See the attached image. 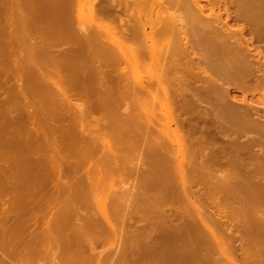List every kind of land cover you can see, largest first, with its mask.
Here are the masks:
<instances>
[{
	"label": "rangeland",
	"instance_id": "374dc122",
	"mask_svg": "<svg viewBox=\"0 0 264 264\" xmlns=\"http://www.w3.org/2000/svg\"><path fill=\"white\" fill-rule=\"evenodd\" d=\"M160 1L163 4L162 12L165 18H180L184 25L183 34H179L178 32H176L173 35L163 37L160 36L156 38V44L158 47L164 48L166 53L165 56L169 58L170 56H173L175 53H177L178 50L185 51V48L195 45V50L189 52L188 49L186 51V54L187 59L191 62L205 61V63H207V71L205 73L203 72L201 76L205 78L215 76L222 77L226 82L223 84L222 81L211 80V85L213 87L215 86L216 88H212V86H209V83L207 86L210 87L211 90H213L209 91L210 93H208L206 98H204L202 101L195 102L192 107L183 106L180 107L181 109L178 108L177 110L176 108L172 110L174 117L179 115L177 118L184 120V130L192 129L194 127L193 124L197 123L198 125L196 124V126L198 127V131L196 132V134H194V137H202L201 135H204L206 133L204 136L207 137V142L209 140L208 144H205L204 146L200 144L202 146L199 145L200 147L197 146L198 148L196 147V149L189 147L187 149L188 155L186 154L187 156L185 158L187 159V162L191 164H187L189 168H186L187 172H190L191 170V172L188 173L187 181L189 184L191 183V189L194 194L189 201H186V199L176 200V202L171 201L172 198H175L178 195H182V182L177 171L173 168L174 163H170V160L168 161V159L165 157L158 158L156 154V151L162 150V146L166 145V143L171 150L174 151V148H176V146L171 142L172 140L167 139L169 137H167L166 131L161 130L163 124L166 122L165 112L167 108L165 106H160V104L158 103L154 106L152 121L155 124L154 126L156 127L153 128L152 135H147L144 133L147 127V121L144 120L145 118H143V107L145 106V103H150L151 96H148L149 94H147L145 103H137L138 105L135 106L130 105V108L128 110H125V108L128 106L127 103H129V100H132L135 97L133 95L134 93H131L132 91L130 89L129 91L131 92L128 91L127 93V90L125 91L121 88L122 91H119L120 95H124L125 92V95L123 96L125 98H123V100L126 99L124 101L125 103L123 102V105H121V108L114 107L112 111L104 110L97 113H90L91 115H89V117L92 119V121L89 118L87 123L79 124L77 130L79 131V133L84 130H89L90 132H92V139L94 137L93 140L96 139V141L98 142H100V140H102L103 138L106 140H114L118 149H121L122 151L126 150L127 148V155L124 158V162L127 163V171L120 173L117 172L114 173L111 177L104 178L105 180L99 185L97 190L87 191V193H89L90 195L85 196L86 199L83 200L82 204L68 205L66 204V201H58L52 204L44 203L43 200H47L43 199L44 193H37L33 189L35 180L42 179L41 181L46 183H48L47 180H49V183L47 185V189L49 190H55L56 184H62L66 182L73 184V174L70 175L68 173H62V175H58L57 178H52L50 170V160L54 158V155L59 154L60 156H65L63 158L65 161L67 160V163L69 164L75 161H79L78 159H80L82 156L81 153L86 150L84 148L85 145L76 143V145H78L75 146L74 149L77 152V155L74 154L76 156H72L70 158L69 154L71 155V153L73 154L74 152L73 150L71 151V149H68V146L64 145L66 143V141L64 140L65 137H63L65 136V132L61 130L60 133L55 132L53 136L51 134V136L49 135V137L54 138L55 140H62L64 145L62 147V152L61 150H57L58 153L49 152L47 158L45 155H42L41 152H39L40 156L37 152L35 153V155L31 156L25 155L22 142L24 140H30L29 138H31L32 135L34 136V133L36 132H33V130H31V127L29 129V127L23 122L21 123V120H18V118H20V111H18V109L21 110L20 108L22 102L19 100H13V103H11L10 101L7 105L9 106V108H12V105H14L13 110L17 112L13 113H15L14 115H16L15 117H17V120L19 122L16 121L17 123L15 122L13 124H9L8 127V125L5 124V118H1L0 116V122L2 121V123L4 122L5 124L4 125L1 123L3 128L0 125V129L5 130L3 133L4 137L2 136V134H0V143H3L2 141L4 140V144H8V142L10 143L11 141H16V145L8 150L3 149L0 151H4L6 154L8 153V155L13 154L12 156L14 159L15 156H17V159H23L21 160V163L27 160V163L23 162L24 164H19L20 161H16L17 159H15V163L14 161H12V163L7 164L8 166H2L3 161L1 159L4 156L1 154L5 155V153L0 152V166L4 167V169L2 168V170L0 167V174L3 173L2 176H4L5 178L2 181L0 179V185L4 186V188H0V232H13L15 234L18 233L22 235L21 238H15L13 244H7L6 242L5 245H3L0 243V264H69L70 261L71 263L74 262L73 264L164 263L161 260L149 259L148 261V259L140 257V253L144 252L145 249L146 251H148V249L151 248L153 250L155 247L153 245V241H151L152 239H149L151 231L148 232L149 236L146 232L145 234L147 236L144 234L141 238L137 237L135 239L134 237L129 236L134 233V230L145 225L153 224L155 219L147 215L141 216V213L136 208L127 209L126 200L133 197L138 198L142 202L140 204L141 209L142 207L151 208L157 206L159 201L154 202V196L150 198L152 201L149 202L148 199V194L151 195L152 193V187L154 191L157 190V192H160L158 193L159 195H161L162 192L163 199H170L169 202L164 201L159 203L157 207H160V212H158V214H162L165 218H169V215L171 216L170 218L178 215V219L175 221L176 223H181V225L184 223L186 225V223L190 222L187 225H194V227L190 228L191 230L189 232V234H191V232L193 231L192 234L184 238L185 242L182 243L184 240L181 239L180 241H178V243H180H176L174 246L176 248L180 247V264H200V259H192V257L190 256L191 254L189 253L192 252H197L201 255L202 253L208 254L212 259L209 264H234V262L237 264H264V173H262L264 172V169L262 168L264 166V160H261L264 159V0H180L178 3L174 4H172L170 0ZM192 17L197 18L199 21L193 20ZM123 22L129 25L134 24L133 18L129 17H126ZM119 25L120 22H117L116 26ZM172 27L173 23L165 25L163 29L169 31ZM200 38L207 39V42H200ZM216 44L226 46V52H215L213 47ZM140 45H148L145 36L134 38L128 44L126 43L123 50L128 52L130 49L132 50L133 48H135V46ZM116 49L118 50V48ZM38 61L36 60L35 62H32V64H39L40 69H43L45 67L44 69L48 70L49 68L51 69V67L58 68L59 66H61L59 67V69H61L65 64L56 62L55 65L54 62H46L47 60ZM51 64L54 66H52ZM95 64L97 65V63ZM187 64L188 63H182L179 66L181 68H187ZM162 70L163 68L159 65L158 62L152 61L150 59H145L141 60L138 65H133L130 63L124 64L123 62V64L121 63L120 66L117 65L115 68L111 69L109 71V74L115 77L118 75H122L125 78L126 84H129L128 86H131L137 85L141 81L146 82L148 79L160 76L162 74ZM89 71L90 67L88 66H86V68L82 66V68L79 67L76 70L78 74H80L81 72L80 75L84 74V72L86 74ZM231 71H233L234 73H231ZM3 76V79L7 77L6 74ZM14 82H17L16 85L20 84L17 78H14ZM201 83L197 81L195 85H193L194 90H196L195 87L200 88ZM174 87L172 86V91L177 90V87ZM5 89L6 88H2L0 92ZM154 92L158 94V97H160L162 94L160 88L154 89ZM219 93L220 95L218 96ZM91 101H93V99ZM20 102L21 105L19 104ZM75 103L79 105L82 104V102L79 100H75ZM114 111H117L119 115L113 114L112 112ZM200 113L208 114L211 117H209L208 119L198 117L199 115H201ZM216 113H221L224 115L223 119L220 120V122L213 116ZM230 114H232V116ZM128 117L131 119H129ZM118 118L134 120L131 134L127 135V131L122 128V125H116L113 129L109 128V130H106L104 132H99V130L97 131V129L95 128L97 123H109ZM140 118H143V121H139ZM44 121L48 125L49 121L47 119H45ZM63 121L66 123H64ZM63 121L59 125L65 128V126L68 125L69 121ZM210 121L212 122V126L214 124L217 125H214V128H212V126L210 125ZM41 122L42 120L40 121V123ZM203 124L207 127H203ZM6 125L7 129H5ZM38 125L39 124H36V126ZM219 125L220 127L223 126L224 129H219ZM18 126L22 128V130L19 129ZM173 127L175 129V124L171 125V129H173ZM26 130L29 132L26 133ZM30 130L32 131V133H30ZM225 131H227L228 134ZM235 132L238 133V136L235 135ZM221 134L224 138L219 140L220 136L218 137V135ZM42 135L43 132H41V136ZM236 136L238 141L241 142L244 146L243 147L242 144H240V154H242V156H248L249 158L250 155L253 154L252 152H254L253 155L256 156V158H259V161L261 160L259 166L257 167L258 170H263L259 171L263 176L258 180L249 176L246 171H241V175L240 173H238V178L245 183L242 182V186H240L237 190L231 189L226 192L225 185L222 184L224 181L223 179H225L227 175V172L224 173L223 171L215 170L213 172L208 171L209 173L203 171L204 173L201 172V174L196 172L195 169L198 170V168L202 166V163H200L202 153L204 154V156H210L208 154H210V149H212V145L214 143L217 145L215 146V149L218 148L217 150H222V148L225 146L224 149H226V156L229 157V159H233L236 155V152L234 153L235 146L231 144H233V140ZM251 141H253V145L252 143L250 144L253 151H250L252 150L249 146V143ZM98 144L101 145L102 143ZM32 146L37 151L41 145L39 143H34V145L32 144ZM102 147V150L104 149L103 152H100L91 161H87L81 168V170H79L80 173H77V175L82 174L88 169H95L98 162L100 163L106 158V160L110 159V154L107 153L108 151L106 150L107 148L104 146ZM132 147L136 148L134 153H131L129 151V148ZM242 148L243 151H246V153H243ZM20 149L22 151H20ZM202 150H204L205 153ZM230 151H233L231 155H229ZM101 153L102 156H99L101 155ZM233 153L234 155H232ZM259 154L262 156H260ZM20 156L21 158H19ZM27 157L32 158L29 159ZM174 158L176 160V156ZM34 159L37 161H35ZM43 159H47L46 162H43ZM195 160L199 163V166H197V168H194L195 164L193 163H195ZM47 161L49 163H47ZM63 161H59V163L61 162L62 166L64 164ZM189 161H192V163ZM37 162L41 163L43 167H41L37 171H34L33 169L29 170L30 167L33 168V166L31 165L34 163L36 165ZM114 166V162L111 161L110 167ZM192 166L193 168H191ZM131 169H135L139 176L136 178L131 177L129 174V171ZM214 176L216 177L214 178ZM99 177L102 178V175H99ZM203 178L205 179V181ZM211 179H213V181ZM201 181L204 182L202 183ZM258 181H260L262 184L260 185ZM202 192L203 194H201ZM205 193H209V195L206 196L204 195ZM231 194H234V198H232L233 195ZM107 195L109 196V200L107 201L106 209L104 210L105 213H103L102 206L100 204V198H104ZM15 200H24L25 202L20 205H12ZM33 201H39L42 202V204L40 203V205H37L38 207L35 208L34 205L26 203ZM200 205L207 207L205 209L206 215L204 216L205 218H207V220L210 219L209 221L211 223H215V227L212 228V232L214 235L209 233L208 229H205L206 235L209 234V237L211 236L210 244H198L195 246V242L197 243V238L195 236L200 233L199 230H201L200 228H202L200 216L196 214L197 208H199L200 211L203 210L200 209ZM9 211H11V213ZM202 212H204V210ZM36 216L42 221L43 219H46L47 222L51 221L52 226L56 225L61 220L64 222L71 220L73 222V227L71 226V228H68L67 232H65V234L67 235H70V233L72 234L74 230L79 227L82 221L101 220L103 221V223L109 222L118 234V237L99 243L94 247L96 250H94V248L92 250L90 247H87V249L85 248V251L82 253L75 252L74 249H72L67 253H61L58 251L57 254V252H55L54 250L51 253H53V257L55 260H53V262H49L48 257H50L51 254H48L47 256L43 254L39 255V253L35 249V247H37L35 246L37 245L36 243L33 242L29 245V247L25 248L18 246V241L22 240V238L26 237L27 239H29L32 233L37 231L41 232V230L39 231V228L41 226L33 223V220L34 218H36ZM104 216H107L108 219L106 220ZM26 218H30V221L32 219L33 220L31 221L32 223L30 222L29 227L23 229ZM218 220H221L220 223ZM183 221H185L186 223ZM47 222L45 221V225H47ZM227 224L228 226H226ZM55 228L64 229L65 227L57 225ZM107 232L111 233V230L109 229L107 230ZM28 233H30L31 235H29ZM95 234L100 235L103 238V234L99 229L95 230ZM191 236H194V239L193 237L191 238ZM133 238L135 239V241ZM144 242L150 244H147L146 247L148 248L143 246ZM181 243L184 244V246H182ZM130 245L133 247H129ZM182 248L184 251L182 250ZM90 249L92 250V257ZM54 252L56 253V255ZM181 252H185V256ZM131 254L132 256L130 257ZM120 256H122L123 259L118 258ZM71 257L72 260L70 259ZM66 260L68 261V263ZM182 260L184 263L182 262ZM185 260L187 261L185 262Z\"/></svg>",
	"mask_w": 264,
	"mask_h": 264
},
{
	"label": "bare ground",
	"instance_id": "6f19581e",
	"mask_svg": "<svg viewBox=\"0 0 264 264\" xmlns=\"http://www.w3.org/2000/svg\"><path fill=\"white\" fill-rule=\"evenodd\" d=\"M179 1L180 0H170L172 4L178 3ZM162 6L163 4L160 0H0V90L2 88H6L2 92H0L1 118H5V124H7L8 127L9 124H13L16 121L21 120V123L23 122L29 127V129L31 127V130H33V132H36L34 133V136L32 135L31 138H29L30 140H27L26 138L27 141L24 140L22 142L23 150L25 152L24 154L27 156L35 155L36 152L39 155V152H41V154L45 155L47 158L49 152L58 153L57 150H61L62 152V147L65 145L68 146V149H71V151L73 150L74 152L73 154L71 153V155L69 154V157L71 158L72 156L77 155V152L74 148L79 143H81L82 145L84 144V148L86 149L83 153H81L82 156L80 159H78L79 161H75L70 164L67 163V160H64L63 157L65 156H60L59 154L54 155L53 159L51 158L52 160H50V170L52 178H57L58 175H62V173H68L70 175L73 174L74 183L71 184L66 182L62 184H56L55 190H49L47 189L49 180H47L48 183L42 182V179L35 180L33 189L37 193H44L43 199H47L43 200L44 203L52 204L58 201H66V204L68 205L82 204L83 200L86 199L85 196L90 195L89 193H87V191L97 190L99 185L105 180L104 178L111 177L114 173L117 172L120 173L127 171V163L124 162V158L127 155V148L126 150L122 151L121 149H118L114 140H106L103 138L102 140H100V142H98L96 141V139L93 140L94 137L92 139L93 135H91L92 132H90L89 130H84L81 133H79V131L77 130L79 124L87 123L90 118L89 115H91L90 113H97L104 110L112 111L114 107L121 108V105H123V102L126 100H123V98H125L123 97L125 95V92L124 95L122 94L123 92L121 93L122 95H120V92L122 91L121 88L125 91L127 90V93L130 89L132 92H129L134 93L133 95L135 97L132 100H129V103H127L128 106L125 108V110H128L130 108V105L135 106L138 105L137 103H145V100L147 99V94H149L148 96H151L150 103L144 104V115L142 114L143 118H145L144 120L147 121V127L144 131V133L147 135H152L153 128L156 127L154 126L155 124L152 121L154 114V106L158 103L160 104V106H165L167 108L165 112L166 122L163 124L161 130L166 131V135L167 137H169L167 139L172 140L171 142L173 143V145L176 146V148H174L173 151L169 148L166 143V145L162 146V150L156 151V154L158 158L165 157L168 159V161L170 160V163H174L173 168L177 171L179 178L182 182V195H178L175 198H172L171 201L176 202V200L182 199H186V201H189L192 195L194 194L191 189V183L189 184L187 181L188 173L191 172V170L190 172H187L186 169L188 167L187 164L191 165L187 162V159L185 158L188 155L187 149L188 147L196 149V147L200 144L204 146L205 144H208L209 140L207 142V137L204 136L206 133L204 135H201L202 137H194V134H196V132L198 131V127L196 126L197 123H194L195 125L193 124L194 127L192 129L184 130V120L178 119L177 117L179 115L175 116V118L172 110L176 108L178 110V108L183 106L192 107L195 102L202 101L204 98H206L208 93H210L209 91L211 90L210 87L207 86L209 83V86H212L211 80L222 81L223 84L226 82L225 79L222 77L215 76L205 78L201 76L203 72L205 73L207 71V63H205V61L191 62L187 59L186 54V51L188 49L189 52L194 51L195 45L185 48V51L178 50L177 53H175L173 56H170L169 58L165 56V50L164 48H160L157 46L156 38L160 36L163 37L173 35L176 32H178L179 34H183L184 25L180 18H165L162 12ZM126 17L133 18L134 24L129 25L123 22ZM192 19L195 21H199L195 17H192ZM117 22H120L119 26H116ZM171 23H173V27L169 31L163 29L165 25ZM141 36L146 37L148 42L147 46H135V48H133L132 50L130 49L128 52L123 50L126 43L128 44L134 38ZM200 42L206 43L207 39L200 38ZM116 48H118V50ZM213 49L217 53H223L226 52L227 47L216 44ZM145 59H150L152 61L158 62L159 65L163 68L162 74L156 78L148 79L146 82L141 81L137 85L131 86H128L129 84H126L125 78L122 75H118L115 77L109 74V71L111 69L115 68L117 65L120 66V64H123V62L124 64L130 63L133 65H138L141 60ZM36 60H47L46 62H54L55 65L56 62L65 63L64 66H62V68L64 69H59V67H61L59 65H57L59 66L58 68L55 66L57 69L51 66H49L51 67V69L49 68V70L44 69L45 67L43 69H40L39 64H32V62H35ZM95 63H97V65ZM182 63H188L187 68H181L179 65H181ZM82 66H84L85 68L86 66L90 67V71L86 74L85 72L82 75H80L81 72L80 74H78L76 70L79 67L82 68ZM231 73L234 72L231 71ZM5 74L7 75V77L3 79L2 76ZM14 78H17L20 84L16 85L17 82H14ZM197 81L199 83L202 82L201 87L196 88L194 86L196 89L194 90L193 85H195ZM172 86H176L177 90L172 91ZM214 87L212 86V88ZM156 88L161 89L162 94L160 97H158V94L154 92V89ZM219 95L220 93L218 94V96ZM91 98L93 99V101H91ZM13 100H19L22 102V105L21 102L19 103L21 105V108L19 107L21 110L18 109V111H20V118H18V120L17 117H15L16 115H14L15 113H13L17 112L13 110L14 105H12V108H9V106L7 105L10 101L11 103H13ZM75 100L81 101L82 104L79 105L75 103ZM112 113L115 115H119L117 111H114ZM230 115L232 116V114ZM213 116L215 119L219 120V122L224 117V115L221 113H216ZM198 117L208 119L211 116L208 114H201ZM143 118H140L139 121H143ZM40 119L42 120L41 123ZM45 119L49 121L48 125L47 123H45ZM63 120L69 121L67 126H65L66 124L64 125L65 128L59 125ZM133 121L134 120H126V118H118L115 119L113 122L109 123H97V125L95 124V128L97 129V131L99 130V132H104L106 130H109V128L113 129L116 125H122V128L126 130L127 135H129L132 132V126L134 124ZM1 123L2 121L0 122V125ZM211 123L212 122L210 121V125ZM2 124H4V122ZM36 124L39 125L36 126ZM172 124H175V129L174 127L173 129H171ZM7 125L5 126V129H7ZM214 125H211L212 128H214ZM204 126L205 125L203 124V127ZM1 127L3 128L2 125ZM218 128L221 130L224 129V127H220V125ZM19 129L22 130V128L20 127ZM27 130L26 133L29 132ZM61 130L65 132V136L63 137H65L64 140L66 141V143L64 145L62 140H55L54 138L49 137V135L51 136V134L53 136L55 132L60 133ZM4 131L5 130L0 129V134H2V136ZM41 132H43L42 136ZM30 133H32V131ZM235 135L238 136V133L235 132ZM221 136L222 134L218 135L219 140L224 138L223 136ZM237 136L233 140V144H231L235 146L234 153L236 152V155L233 159H229V157L226 156V149H224L225 146L222 148V150H217L218 148L215 149V146L217 145L214 143L212 145V149H210V154H208L210 156H204V154L202 153L200 162L202 163V166L199 167L198 170L195 169V171L198 173H201L203 171L213 172L215 170L223 171L224 173L227 172L226 177L224 176L225 179H223L224 181L222 184L225 185L226 192L231 189L237 190L240 186H242L243 181L238 178V173H240L241 175V171H246L249 176L258 180L260 177L263 176L259 172L263 170H258L257 166H259L260 161L264 159H261L259 161V158H256V156L253 155L254 152H252L253 154L250 155V159L248 158V156H245L246 158L242 156V154H240V144L242 143L238 141ZM4 141H2L3 143H0V150H8L16 145V141H11L10 143L7 141L8 144H4ZM34 143H39L41 145L38 149L39 151H36V149L33 148L32 144L34 145ZM76 143L78 144L76 145ZM98 143H102L101 145L107 148L105 149L108 151L107 153L110 154V159L106 160V158L102 161V158V162H98L95 169L91 168L86 170L82 174L77 175V173H80L79 170H81V168L87 161H91L96 155H98L100 152H103V147ZM251 143L253 145V141L249 143V146ZM135 150V147L129 148V151L131 153H134ZM20 151L22 150L20 149ZM202 151L205 153L204 150ZM244 151L243 153H246V151ZM250 151H253V149ZM232 152L233 151H230L229 155H231ZM234 153L232 155H234ZM1 155L4 156H1V160L3 161V165L1 164L2 166L10 164L12 163V161H14L15 163L18 160L20 161V164L21 160H23L17 159V156H15V159H17L15 161L12 156L13 154L8 155V153H5V155ZM99 156H102V153ZM175 156L176 160L174 158ZM19 158H21V156ZM31 158L32 157H30L29 159ZM46 160L43 159V162H46ZM196 160L195 163H193L195 164L194 168H197V166H199V163L196 162ZM59 161L64 162V167L61 165V162L59 163ZM111 161L114 162V167H110ZM189 162L192 163V161ZM47 163L49 162L47 161ZM31 166H33V168L30 167L29 170L33 169L34 171H37L41 167H43V165L38 162L36 163V165L34 163ZM2 168L4 169V167H1V170ZM191 168H193V166ZM262 168L264 169V166ZM2 174L3 173L0 174L1 181L5 179ZM129 174L133 178L139 176L135 169H131L129 171ZM99 175H102V178L99 177ZM215 177L216 176H214V178ZM211 180L213 181V179ZM258 182L260 183V185L262 184L260 181ZM0 188H4V186L0 185ZM158 193L160 192H157V190L154 191L152 187L151 195L148 194L149 202L152 201L150 199L152 196H154V202L159 201V203H161L164 201H170V199H163L162 192L161 195H159ZM201 194H203V192ZM204 195L208 196L209 193H205ZM231 195H233L232 198H234V194ZM108 200V195L104 198H100V204L102 206L103 213H105L104 210L106 209ZM126 201L127 209L136 208L141 213V216L147 215L155 219L153 224L145 225L141 228H138L134 230V233L132 235H129L136 239L137 237L141 238L146 232L148 235V232L151 231V235H148L150 238H148L152 239L151 241H153V245L155 247L153 250L151 248L148 249V251H146V249L144 248L145 251H141L142 253H140V257L146 258L148 259V261L149 259L161 260L164 262L162 264H180V247L176 248L174 246L176 243H178V241H180L181 239L184 240L186 236H190L192 234L193 231L191 232V234H189V232L191 230L190 228L194 227V225H187L190 222L186 223L185 221L183 222H185L186 225L183 222L182 225L181 223H176L175 221L178 219L177 213V216H174L173 218H170V215L169 218H165L162 214H158V212H160V207H157L159 203L157 206L151 208L142 207L141 209L140 204L142 202L138 198L133 197L129 198ZM23 202L25 201L15 200L12 205H20ZM26 203L34 205L35 208H37V205H40V203L42 204V202L39 201ZM203 205H200V209H203L204 212H202L203 210L200 211L199 208L196 209V214L200 216V220L202 222V228H200L201 230L198 229L200 233L195 236L197 238V243L195 242V246L198 244H210L211 236L209 237V234L206 235V230L208 229V232L213 234L212 228L215 227V223L212 222V224L209 221L210 219L207 220V218H205V209L207 207ZM9 212L11 213V211ZM104 218H106V220L108 219L107 216H104ZM31 221L30 218H26V222L23 225V229L29 227ZM45 221L47 222L46 219H43L42 221L36 216V218H34L33 220V223L41 226L39 228V231L41 230V232L35 230L37 232L32 233V235L28 233L29 235H31V237L29 239H27L26 237L22 238V240L18 241V246L25 248L29 247V245L33 242L36 243L37 245L35 246L37 247H35V249L39 253V255L43 254L47 256L48 254H51V256L48 257L49 262H53V260H55L53 257V253H51L54 250L55 252H57V254L58 251L61 253H67L70 252L72 249H74L75 252L82 253L85 251V248L87 249V247H90L93 250V248L99 243L105 240L118 237V234L113 229L111 223H103V221L101 220L82 221L79 227H77V229L74 230L72 234L70 233V235L65 234V232H67L69 227H73V222L71 220L67 222L61 220L53 226L51 221H48L47 225H45ZM57 225L64 226L65 228H55ZM226 226H228V224ZM97 229H99L100 232L103 234V238L102 236L95 234V230ZM109 229L111 230V233L107 232V230ZM21 236V234H15L13 232H0V243L3 245H5L6 242L7 244H13L14 239L19 237L21 238ZM192 237L194 239V236H191V238ZM184 242L185 240L182 243ZM147 244L149 243L144 242L143 246L146 247ZM131 245L129 247L132 248L133 246ZM182 246H184V244H182ZM91 249L90 251L92 257ZM94 250L96 249L94 248ZM184 253L183 255L185 256ZM189 254H191L190 256L192 257V259H200V264H209L212 261L211 257L208 254L202 253L201 255L197 252H192ZM131 256L132 254L130 255V257ZM72 257L70 258L71 260ZM118 258L121 259L122 256ZM186 261L187 260H185V262ZM73 263H71L70 261L69 264ZM234 264L237 263L234 262Z\"/></svg>",
	"mask_w": 264,
	"mask_h": 264
}]
</instances>
